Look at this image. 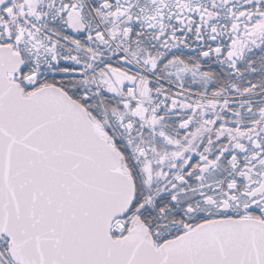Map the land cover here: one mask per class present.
Listing matches in <instances>:
<instances>
[{
  "label": "snow or ice",
  "instance_id": "1",
  "mask_svg": "<svg viewBox=\"0 0 264 264\" xmlns=\"http://www.w3.org/2000/svg\"><path fill=\"white\" fill-rule=\"evenodd\" d=\"M0 264H264V0H0Z\"/></svg>",
  "mask_w": 264,
  "mask_h": 264
}]
</instances>
